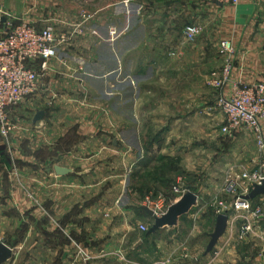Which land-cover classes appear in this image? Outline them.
<instances>
[{"label":"crops","instance_id":"0c3cea01","mask_svg":"<svg viewBox=\"0 0 264 264\" xmlns=\"http://www.w3.org/2000/svg\"><path fill=\"white\" fill-rule=\"evenodd\" d=\"M156 2L152 18L142 13L144 0H0L4 23L26 18L38 28L53 26L59 35L68 36L43 73L40 90L12 112L18 123L11 140L13 160L26 177L22 182L28 191L35 196L44 193L38 202L35 197L27 199V208L34 210L29 235H36L37 222H43L45 241L66 242L54 259L59 264H81L82 246L88 248L91 264H176L179 259L189 264L190 255L191 264H264V239L237 241L236 215L228 214L225 234L206 254L219 215L215 203L226 196L220 174L219 181L208 178L212 186L194 189L197 203L176 226L154 234L140 229L141 224L151 226L146 196H172L173 186L165 183V176H178L191 190V124L202 117L199 112L191 118V77H205L214 70L205 50L218 51L220 59V43L230 40L236 50L232 81H264V0H241L237 6L189 0L190 25L202 30L192 45L206 56L203 70L192 65L197 53L183 36L188 23H183L180 12L185 10L180 7L188 4ZM81 23L86 31L74 34ZM112 27L122 31L114 41ZM171 49L181 51L180 56L165 54ZM137 51L142 52L140 66L132 58ZM231 87L227 84L225 91ZM212 110L206 107L204 114L211 115ZM41 111L42 120H30ZM120 112L123 120L117 117ZM152 126L165 128L164 134L149 137ZM119 127L124 140L117 133ZM127 128L132 129L128 135ZM31 139L43 141L44 148L34 149ZM145 139L148 151L127 145L143 144ZM1 147L0 139V157ZM32 157L39 163L31 162ZM8 160L14 165L12 158ZM0 161L1 195L9 174ZM29 165L38 167L22 172ZM57 167L65 171L60 173ZM217 167L209 169V176ZM17 193L22 199L20 188ZM182 217L191 224L187 232L191 246L186 244L181 251ZM34 251L28 250L32 256Z\"/></svg>","mask_w":264,"mask_h":264},{"label":"rangeland","instance_id":"374dc122","mask_svg":"<svg viewBox=\"0 0 264 264\" xmlns=\"http://www.w3.org/2000/svg\"><path fill=\"white\" fill-rule=\"evenodd\" d=\"M144 1L146 5H145V8L142 10V13H148L147 14L148 16L152 15V18H154L155 17L154 6L157 4L156 2L157 0H144ZM179 1H181L182 5L183 3L188 4V5H183V7H180L185 10V11L180 12L181 17L184 18L183 23H188L184 27L183 36H185L186 28L188 26H191L190 25L191 24V6L189 5V0H185V1L179 0ZM204 1L208 2L207 0H204ZM168 2H171V0H164L165 4H167ZM237 5H231V6H237ZM143 18H145L144 15H143ZM178 18H179V15H178ZM146 20H149V19H146ZM199 29H200V33H199L200 35L202 33V30L201 28ZM74 34L80 35V34H77L76 32H74ZM199 35H197V37ZM197 37L195 38V40L191 41V40H188L185 36L186 38L185 43L191 44V51L196 50V53H197V57H194L195 60L192 62V65H194L195 69L203 70L205 69V66H206L205 65L206 60H207L205 59L206 56L204 55V52H202V49H198L197 47H196L197 49H195V47H193L192 45L193 43L196 42ZM66 38L67 39L65 43L68 40L67 35H66ZM262 40L264 41V35L261 37V41ZM221 44L222 42L220 43V48H219L220 59L217 57L218 51L215 53V51L210 50L209 48L205 50L207 52V58L210 59L209 66L210 64H212L211 66H213L214 70L212 69L213 71L207 74L205 77L203 76L202 77L199 76V78H193V76L191 77V118H194L195 113L200 112L202 115V117L198 120L195 126H194V123L191 124V190L192 191H194V189L195 190L202 189L205 186H212L211 184H209L208 178H213L216 181H219V178L218 177L216 178V176L219 174L224 176V179H222V183H223L222 186L224 187L231 186V182L229 180L230 175H228V170L233 169V167L237 169L236 171L238 170H258L264 174V152H261L259 148L257 147L254 136L251 133L245 132V131L234 134L233 136H229L228 134H225L222 129L225 123H224V118H223L224 115L219 107V98L222 96L221 90L223 87L218 88L217 86L214 85V81L216 79L218 80V78L221 77V73L226 65V60H227V54L222 49ZM263 49L264 47L262 48V50ZM235 51L236 50L234 48V54L232 56L233 69L231 73V80H232L233 72L235 69L234 67V62H235L234 58L236 56ZM180 53L181 51L175 50V49L167 50L165 52V54H168V56H172V54L173 56L175 55L180 56ZM141 54L142 52L140 51L134 52L132 54V58L134 59L135 63H138L139 61L138 66H140V60H141L140 55ZM182 57L183 56H181L178 59L181 60ZM214 73L216 74V76H214ZM235 81L239 82L238 80H235ZM256 82L258 83V82H264V81H256ZM27 100H25L22 104L17 106V108L24 105V103ZM206 107H211L213 109L211 112V115L204 114V109ZM215 111H217L218 115L219 113L222 114V117L221 116L219 117L218 115H214ZM118 114L119 115L117 117L123 120V112H120ZM18 118L21 119L20 117ZM34 118L32 119V117L30 116L31 121L34 120ZM204 118H206L205 121L203 120ZM11 119L13 120L16 126L15 129L11 132V134L7 138L3 137L0 133V139L2 143L1 149L3 150V152L1 153L2 157H0V159L4 160V164H3L4 171L3 172H6L7 174H9V178H7V180H5V182L3 183L2 193L0 195V243L2 242V243L7 244L10 247H14L15 252H14L13 258L10 261L5 262L4 264H59L58 260L54 262V259L59 257V253H58L60 251L59 248H64L65 247L64 243L66 242H60V240L58 239L52 240V241L48 240V242L45 241L43 238L44 236L43 235V229H44L43 222H40V223L37 222L36 224L37 228L33 230V232L36 235L34 236L29 235V230H30L29 222H33V220L31 221V219H29V216L33 214L34 210L27 208V199L29 198V196H31V198L35 197L37 200L36 202H38L41 200V198L43 199L44 193L41 192L37 194V196H35L34 193H31L30 191H28V186L26 182H22V179L26 177L25 175L22 176L20 174L21 171L18 170L19 168H17V165H16L17 162L13 160L14 159L13 156H16V153H15V148H13L12 142H11L18 123H17V119L15 118V116H12V113H11ZM209 119H213L212 123L209 121ZM120 125L122 126L121 123ZM117 129L119 130L117 131V133L119 132L118 134L119 138L122 140L124 136L123 128L119 127ZM263 129H264V122H263ZM130 130L132 129L127 128V130L125 131L127 132V135L129 134ZM140 130L141 128H139V132ZM164 130L165 128H161V127L156 128L155 126H152L148 132L149 137L151 138L154 137L153 139H155L156 135H158V137H161V135L164 134ZM146 135L148 137V134ZM133 136L134 135L132 133V140H133ZM32 142H33L32 147L34 149L44 148L43 141L38 143L37 140H35ZM127 145L129 147L131 146L132 150H135V149L140 150L143 147L145 151H148L150 143L146 144V139H145L143 144H139V143L136 144L132 141V142H129V144ZM11 158H12V162L14 163V165L8 160ZM26 161L27 163L29 162L28 160ZM31 162L39 163V161H37L33 157H32ZM120 162L121 160L118 161V164ZM48 163L49 161L46 162V165ZM219 164L221 165V167H219ZM215 165L218 166L217 169H215L214 171L215 174L212 176H209L208 174L209 169L211 167H215ZM27 167L28 169H24L22 170V172H27L29 169L32 172L38 166L29 165ZM39 168L43 170L44 164L39 166ZM154 171H155V168L151 172L153 173ZM177 177L178 176H174V175L167 176V177L165 176L164 181L169 186H174L178 184L179 177L178 178ZM17 188H20L23 192L22 199L18 196ZM223 199L229 206L234 204L235 202L234 195H232L230 190L226 191V196ZM18 204H20V208H18ZM226 213L229 215H237L234 208H231ZM181 220H182L181 228L183 227L181 229V233L183 232V235H179L178 240L181 243L179 245L180 246L179 249L186 248L187 245L191 246V237L189 238L187 235V232L191 229V224L184 217H182ZM153 222L154 221L152 218V220H150L151 225L153 224ZM254 238H257V237H254ZM258 240L262 241L261 238H259ZM79 243H81V241H79ZM66 246H68V243L66 244ZM83 248L85 250L88 249L87 247H83ZM31 249L32 251L36 250V252L34 251L35 252L34 256H32L30 252H28V250H31ZM45 250L47 251L46 253H45ZM71 252H74V251L71 250ZM135 261H138V259H136ZM187 262L191 264V255L187 259ZM89 264H91V260ZM165 264H168V262H166ZM176 264H183V263L179 259L176 262Z\"/></svg>","mask_w":264,"mask_h":264},{"label":"built area","instance_id":"2783aa9c","mask_svg":"<svg viewBox=\"0 0 264 264\" xmlns=\"http://www.w3.org/2000/svg\"><path fill=\"white\" fill-rule=\"evenodd\" d=\"M207 1L237 5L241 0ZM86 18L88 16L84 15V19ZM17 20L13 23L7 19V23H4L0 17V133L5 138L16 127L11 119L13 109L40 90L43 73L48 70L50 61L58 56L61 46L67 39L65 34L59 35L53 26L38 28L26 18ZM86 29L87 26L81 23L75 31L77 34H84ZM93 33L95 34L96 31L93 30ZM199 33L200 29L195 25L188 26L185 30L186 38L191 41L195 40ZM121 34V30L112 27L110 40L114 41ZM221 46L227 54V60L221 77L214 81V85L218 88L223 87L222 96L219 98V107L225 116L223 132L229 136L242 131L249 132L254 136L259 150L264 152V82L246 84L232 81L234 48L228 40L223 41ZM229 83L232 87L226 92L224 86ZM236 170L235 167L228 170L231 186L224 188L225 192L230 190L234 195L235 202L229 206L224 200L217 201L216 213H226L234 208L239 221L235 234L237 241H248L254 237L264 239V197L255 200L244 199L254 185L262 181L264 174L258 170H238L240 172ZM188 190L189 188L179 181L173 186L171 197L163 194L147 195L145 207L150 208L154 216L160 217ZM150 227L145 224L140 225V229L144 232ZM78 254L82 264H89L92 260L83 247H79Z\"/></svg>","mask_w":264,"mask_h":264},{"label":"water","instance_id":"95a60500","mask_svg":"<svg viewBox=\"0 0 264 264\" xmlns=\"http://www.w3.org/2000/svg\"><path fill=\"white\" fill-rule=\"evenodd\" d=\"M45 115L44 111L38 112L35 116L34 121H40ZM58 172H64L65 169L57 167ZM264 197V178L259 184H255L251 192L244 196V199L255 200L259 197ZM197 194L192 190H188L183 196L172 204L168 211L160 216H154V212L145 207L146 212L153 217V224L148 230V234H154L159 229L166 226H176L181 216L186 215L190 212L192 207L197 203ZM229 215L227 213L219 214L216 220V226L214 231L211 233V239L206 248V254L212 252L216 247L219 239L225 234L228 226ZM13 257V249L5 243H0V264H4Z\"/></svg>","mask_w":264,"mask_h":264}]
</instances>
